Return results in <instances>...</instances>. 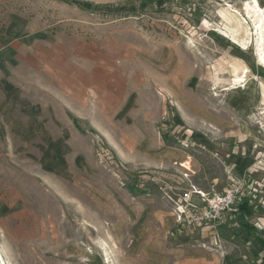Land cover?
Wrapping results in <instances>:
<instances>
[{"label": "rangeland", "instance_id": "374dc122", "mask_svg": "<svg viewBox=\"0 0 264 264\" xmlns=\"http://www.w3.org/2000/svg\"><path fill=\"white\" fill-rule=\"evenodd\" d=\"M10 19L72 41L100 101H84L73 120L78 144L92 150L87 168L51 167L37 147L0 138L3 264H145L130 249L142 237L139 221L131 237L133 212L168 218L160 241L181 256L193 250L187 264H264V67L253 25L264 0H0V25ZM113 86L130 94L127 129L116 123ZM108 133L156 137L187 154L179 166L189 171L119 154ZM236 182L250 216L236 206L195 229L176 223L193 187L221 194Z\"/></svg>", "mask_w": 264, "mask_h": 264}, {"label": "crops", "instance_id": "0c3cea01", "mask_svg": "<svg viewBox=\"0 0 264 264\" xmlns=\"http://www.w3.org/2000/svg\"><path fill=\"white\" fill-rule=\"evenodd\" d=\"M83 71V57L66 36L23 20L10 19L0 25V138L14 137L37 147L51 167L63 169L66 165L80 170L91 165L92 150L89 145L78 144L80 137L73 120L84 101H100V97L92 83H83ZM109 89L112 101H119L116 123L127 129L130 94L121 89L116 93L114 86ZM137 134L129 142L127 137L119 139L109 133L106 138L119 154H144L145 159L153 155L162 163L171 161L179 166L183 161L188 165L185 152L160 145L153 136L149 145L147 135ZM133 214L131 237L137 238L133 229L138 221L142 237L136 245L132 242L130 249L145 264H169L175 259L187 264L196 259L193 250L181 256L160 241L168 218L155 212Z\"/></svg>", "mask_w": 264, "mask_h": 264}, {"label": "built area", "instance_id": "2783aa9c", "mask_svg": "<svg viewBox=\"0 0 264 264\" xmlns=\"http://www.w3.org/2000/svg\"><path fill=\"white\" fill-rule=\"evenodd\" d=\"M242 188V183L236 182L234 188L221 194L211 195L193 187L184 195L182 199L184 203H178L173 210L176 223L191 230L220 221L239 205ZM192 196L196 197L199 202L192 201Z\"/></svg>", "mask_w": 264, "mask_h": 264}, {"label": "bare ground", "instance_id": "6f19581e", "mask_svg": "<svg viewBox=\"0 0 264 264\" xmlns=\"http://www.w3.org/2000/svg\"><path fill=\"white\" fill-rule=\"evenodd\" d=\"M250 8V7H249ZM249 14V13H248ZM262 24L261 25H258L257 22H253V25L255 27V31H256V35L258 37V48H259V51H260V54H259V60L260 62L262 63L263 67H264V55H262L261 53V50H262V43H264V19L262 20L261 22ZM258 52V51H257ZM237 81L234 82V85L232 86V89H234L236 86H238L237 84H235ZM105 246V245H104ZM106 251V249L104 250ZM108 253V252H107ZM107 255V254H106ZM108 258V257H107ZM0 264H3V261L0 257Z\"/></svg>", "mask_w": 264, "mask_h": 264}, {"label": "trees", "instance_id": "16d2710c", "mask_svg": "<svg viewBox=\"0 0 264 264\" xmlns=\"http://www.w3.org/2000/svg\"><path fill=\"white\" fill-rule=\"evenodd\" d=\"M237 213L242 216H250L251 215V209L248 206V201L246 198L242 199L241 202L238 205ZM247 231H253L249 225H246L245 227ZM261 247L264 249V241H260Z\"/></svg>", "mask_w": 264, "mask_h": 264}]
</instances>
